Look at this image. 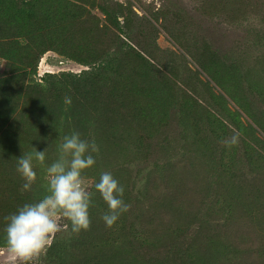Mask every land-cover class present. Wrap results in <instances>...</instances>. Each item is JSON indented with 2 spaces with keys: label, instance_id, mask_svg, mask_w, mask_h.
<instances>
[{
  "label": "trees",
  "instance_id": "16d2710c",
  "mask_svg": "<svg viewBox=\"0 0 264 264\" xmlns=\"http://www.w3.org/2000/svg\"><path fill=\"white\" fill-rule=\"evenodd\" d=\"M215 1L212 8L230 15L245 4ZM254 13L264 15V1ZM161 17L162 12L152 19L140 16L130 1L0 0V60L8 64L0 72V247H6L4 218L46 194L43 167L59 158L63 137L78 131L100 149L85 176L97 183L101 173L111 172L125 187L128 211L106 226L101 217L108 205L93 187L90 228L74 233L67 220L69 235L57 233L39 264H264V137L228 107L224 95H213L215 112L206 109L179 82L177 67L163 64L152 21ZM50 50L89 69L47 73L38 81V62ZM196 58L264 133V108L248 106L258 99L264 103V65L240 73L241 64L208 45ZM194 74H188L190 81ZM174 110L194 146L189 170L202 181L203 194L186 193L176 179L174 192L162 194L148 184L150 174L140 182L128 167L118 166ZM236 133L238 144L220 145ZM35 148L46 149V161H33L37 181L23 191L17 159Z\"/></svg>",
  "mask_w": 264,
  "mask_h": 264
},
{
  "label": "rangeland",
  "instance_id": "374dc122",
  "mask_svg": "<svg viewBox=\"0 0 264 264\" xmlns=\"http://www.w3.org/2000/svg\"><path fill=\"white\" fill-rule=\"evenodd\" d=\"M118 1L124 3L130 1L140 16L151 19L154 14L162 12L164 18L152 21L158 28L156 44L159 48L158 56H161L163 64L168 66L173 64L177 67L179 82L199 98L202 106L206 109L215 112L217 98L213 95H224L228 100V107L231 110L238 109L242 113V120L245 123L251 122L258 129V136L264 137L262 130L240 109L224 88L208 72L201 69L196 58L208 45L211 50L224 57L228 62L241 64L240 73H244L248 66L255 67L258 72L264 65V15L259 17L254 11L261 6L264 0H245V4L241 8L243 10L250 9L251 12L240 14L242 10L235 15L212 8L210 2L214 1L215 6L219 4L215 0H209V2L207 0ZM252 10L254 11L252 12ZM174 36L177 38L176 40ZM6 67H8L7 62L0 60V72L7 71ZM84 69H89V66L50 50L45 52L38 62L36 79L42 81L47 73H80ZM195 72H198V78H196ZM191 73L194 74L192 81L188 79V74ZM241 77L248 86L247 80L243 76ZM185 82L192 84L188 87ZM238 91L241 90L238 89ZM248 106L252 109L264 108V103L258 99L254 106L252 104H248ZM185 128L186 125L174 110L167 122H163L159 129H153L155 132L150 138L144 137L143 140H137L138 152L136 155L128 157L124 164L118 166L128 167L132 176L140 182H144L147 175L150 174L151 178L147 180L148 184L156 186V189H160L162 194L168 191L174 192L172 184L175 179L176 183L192 196L195 192L205 193L202 189V181L195 180V174L189 170V154L193 152L194 146L186 139ZM200 132H204L203 129ZM145 144L150 145L147 151ZM220 145L222 146L223 143ZM125 159L124 155L120 156V160L123 162ZM205 166L206 174L205 170L201 169L202 175H207L209 170L208 164ZM46 167L44 166L42 171L44 172L43 178L47 182ZM83 182L87 190L92 191L95 183L94 176L91 174L85 176L83 173ZM137 185L135 183V186ZM58 222L63 229L58 233L69 235L67 219H60ZM55 235L51 238L52 242ZM43 257L36 264H39ZM0 264H19V262L11 256L7 247H0Z\"/></svg>",
  "mask_w": 264,
  "mask_h": 264
},
{
  "label": "clouds",
  "instance_id": "9594fccd",
  "mask_svg": "<svg viewBox=\"0 0 264 264\" xmlns=\"http://www.w3.org/2000/svg\"><path fill=\"white\" fill-rule=\"evenodd\" d=\"M71 105L70 96L64 98ZM239 134L222 141L226 147L238 144ZM59 158L46 167V194L35 202L19 206L4 219V241L8 252L19 264H36L46 255L52 237L62 231L60 219L70 222L74 233L87 231L91 226L90 208L93 206V193L83 182V173L96 164L99 146L94 139L82 138L73 131L63 137L58 145ZM33 161L43 165L46 149L21 155L17 159L16 171L23 179V191H31L37 181ZM94 188L108 205V211L101 217L106 226L112 227L120 215L128 211L123 197L125 187L111 172L100 174Z\"/></svg>",
  "mask_w": 264,
  "mask_h": 264
}]
</instances>
